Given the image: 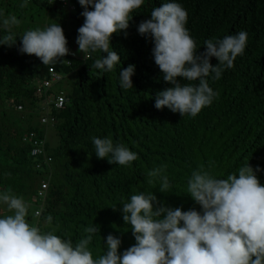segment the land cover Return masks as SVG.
Instances as JSON below:
<instances>
[{
  "label": "trees",
  "instance_id": "16d2710c",
  "mask_svg": "<svg viewBox=\"0 0 264 264\" xmlns=\"http://www.w3.org/2000/svg\"><path fill=\"white\" fill-rule=\"evenodd\" d=\"M72 2L76 11L56 0H29L26 7L0 0L4 15L12 13L17 20L32 6L63 15L59 23L70 48L64 60L43 65L34 55L18 51L24 31L17 26L16 44L0 45V191L20 196L30 206L39 180L48 178L47 198L35 225L47 229L45 218L51 214L57 234L75 243L93 222L98 228L93 248L102 249V239L113 234L122 239V252L135 240L120 208L134 190H150L147 169L167 165L174 190L165 194L156 188L153 192L158 200L182 210L199 209L186 194L187 178L194 169L212 165L223 176L248 162L254 169L257 165L264 169V0H178L188 12L187 28L201 47L199 52L205 50L207 39L242 30L248 34L245 54L237 57L235 66L225 70L220 80L209 81L218 95L195 118L154 106L156 92L172 85L162 80L152 55L154 45L138 34L137 25L149 19L151 10L165 0H146L139 15L130 21L127 35L113 34L111 44L121 54V66L136 65L134 88L127 90L119 87L118 70L100 73L93 67L100 53L84 59L78 52L76 38L83 24V8L78 0ZM4 32L0 24V35ZM211 63L218 61L212 58ZM51 68L61 79L46 86ZM64 79L71 83L70 88L53 90ZM62 91L67 103L56 109L49 100ZM44 107L55 120L39 127L34 122ZM49 126L57 130L59 143L52 152L46 149L52 165L37 169L30 134L36 132V138L42 139ZM25 136L30 141L24 142ZM93 136H111L136 151L139 159L132 168L98 159L90 139ZM257 177L264 184V172H258ZM28 219L32 222L33 216Z\"/></svg>",
  "mask_w": 264,
  "mask_h": 264
},
{
  "label": "clouds",
  "instance_id": "9594fccd",
  "mask_svg": "<svg viewBox=\"0 0 264 264\" xmlns=\"http://www.w3.org/2000/svg\"><path fill=\"white\" fill-rule=\"evenodd\" d=\"M28 3L29 0H22L20 6L26 7ZM78 3L84 18L77 30L78 52L84 59L100 53L93 67L100 73L118 70L119 87L133 89L136 65L123 68L121 54L114 50L111 40L113 34L127 35L130 21L139 15L146 0H78ZM0 24L5 29L0 35V45H15L17 18L5 17L0 9ZM187 24L188 12L183 5L178 0H165L151 10L149 19L137 25V32L152 41V55L162 80L172 85L156 92L155 108L195 118L218 95L209 81L220 80L225 70L235 66L237 57L245 54L248 34L242 30L223 38L207 39L203 43L205 50L199 52L201 47H197ZM19 38L18 51L34 55L43 65L55 64L70 54L59 22L27 29ZM212 58L218 61L216 65L211 63ZM61 94L65 103L57 108L55 102ZM61 94L52 95L49 100L56 109H63L67 103L63 91ZM41 110L40 124L46 125L41 118L53 116L46 107ZM42 139L51 161L41 158L45 154L33 155L32 148L37 169L44 164L52 165L46 139ZM90 139L96 157L107 159L109 164L132 168L139 159L136 151L115 142L111 136ZM258 172L264 169L259 165L254 169L249 162L226 176L217 174L212 165L200 166L187 178L186 188V194L199 209L182 210L158 200L153 192L156 188L165 194L174 190L167 165L147 169L145 176L150 190H134L120 208L123 222L130 227L135 240L122 252V239L113 234L102 239V249L93 248V238L98 232L93 222L83 229L85 235L75 243L57 234L51 214L45 218L47 229L35 225L47 198L48 178L39 180L34 204L30 205L32 222L28 219L29 205L22 197L0 191V205L10 213L4 215L0 210V264H264V184L258 179ZM43 182L48 187L41 203L37 194ZM38 208L40 214L36 215Z\"/></svg>",
  "mask_w": 264,
  "mask_h": 264
},
{
  "label": "rangeland",
  "instance_id": "374dc122",
  "mask_svg": "<svg viewBox=\"0 0 264 264\" xmlns=\"http://www.w3.org/2000/svg\"><path fill=\"white\" fill-rule=\"evenodd\" d=\"M21 2L22 1L13 0V3H16L18 5H21ZM0 9H3V11H4L5 7H4L3 3L1 4ZM8 16H15L16 17V15H14L12 13L7 14V16H5V17H8ZM63 17L64 16L60 15L59 13H53V12L50 13L49 11H46L45 9H40V8L32 6L31 9L29 10V12L27 14H24L22 16L21 20H18L19 24L17 27L23 31L27 30L29 27L30 28L45 27L47 25H50V23H49L50 21L51 22H54V21L59 22ZM69 80L72 81L73 77L72 76L69 77ZM70 86H71V83L70 82L68 83L67 80L64 79L63 83H61L59 85H57V84L54 85L53 90H56L58 87L66 90V89H69ZM34 123L37 126H39L40 125V117L38 118V116H37L35 118ZM45 134H46L45 139L47 142L48 151L52 152L59 143V137L57 134V130L55 129V127L49 126L48 128L45 129ZM0 210L2 211V213L4 215L10 214L7 212V209L5 206L0 205ZM32 210H33V207L29 206V209H28L29 215H32ZM32 224L34 225V223H32Z\"/></svg>",
  "mask_w": 264,
  "mask_h": 264
},
{
  "label": "built area",
  "instance_id": "2783aa9c",
  "mask_svg": "<svg viewBox=\"0 0 264 264\" xmlns=\"http://www.w3.org/2000/svg\"><path fill=\"white\" fill-rule=\"evenodd\" d=\"M51 1V0H50ZM56 1H60L64 4V7H68V10L69 11H75L76 7H75V4L72 3V0H56ZM72 54V53H71ZM73 55V54H72ZM50 75H51V80H47L44 82V84L46 86H48L50 84V82H57L61 79L60 75L55 71L54 68H51L50 69ZM64 103H65V98L64 96L61 94L60 96L57 97V100L55 102V106L57 108H62L64 106ZM19 109L22 108V106H18ZM54 118L52 117H49L47 115H44L42 118H41V121L42 123H45V124H49L51 121H53ZM30 137L33 138V143H34V147L32 149V154L33 155H41V154H45V149H44V141L43 139L41 138H36V134L34 132H32L30 134ZM24 140H27V137L25 136L24 137ZM30 140V139H29ZM45 156L47 157L46 158V161L47 162H50L51 161V157L50 156H47L45 154ZM47 187H48V183L47 182H43L42 184V188L38 191V194H37V200L41 203H43L44 201V198H45V193H46V190H47ZM35 214L36 215H39L40 214V208H38L36 211H35Z\"/></svg>",
  "mask_w": 264,
  "mask_h": 264
}]
</instances>
